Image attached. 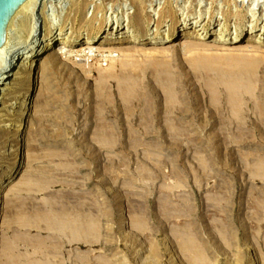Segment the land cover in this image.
Wrapping results in <instances>:
<instances>
[{"label": "rangeland", "instance_id": "rangeland-1", "mask_svg": "<svg viewBox=\"0 0 264 264\" xmlns=\"http://www.w3.org/2000/svg\"><path fill=\"white\" fill-rule=\"evenodd\" d=\"M195 19L262 26L264 0H76L51 22L93 38L112 23L179 33L114 58L84 41L42 54L1 191L0 264H264V46H185ZM206 56L240 62L206 76L193 67Z\"/></svg>", "mask_w": 264, "mask_h": 264}, {"label": "bare ground", "instance_id": "bare-ground-1", "mask_svg": "<svg viewBox=\"0 0 264 264\" xmlns=\"http://www.w3.org/2000/svg\"><path fill=\"white\" fill-rule=\"evenodd\" d=\"M74 1L76 0H25L16 10L7 25L6 39L4 44L0 47V93L1 91L4 93V95H2V102H0V134L4 132L6 134L4 136L5 141H12L14 144H12V148L8 149V152H6L5 156L0 160V198L3 195L1 191L5 186L6 179L11 176L16 162L22 156L25 140L27 139V118L30 110H32L31 108L35 98L33 97L35 70L42 63L41 53L44 50L49 49L53 45L52 48L63 52L67 47H72L76 45L77 42L84 41L80 49L87 50L88 53L107 51L109 55L114 58L113 54L119 50L138 52L143 43L155 42L158 44L157 41L162 42L173 39L177 32L179 33V29L175 24L162 30L157 27H149L147 29L127 27V29L124 30L125 27H121L119 24L114 27L112 23L110 28H106L100 34L98 32V36L93 38L88 34L76 33L72 29H58L55 25H52L51 22L60 18L67 12ZM48 8H53L56 12L48 23V26L43 28L42 19L48 16ZM210 26L209 22H202L198 19L195 21V25L183 28L182 33L186 35L187 38H184L182 44L190 46L191 48L196 45L198 48L214 49V45L206 44L204 41L212 37V39L222 43V45L229 42L236 43L233 42L234 39H237V41L244 39L249 42L245 47L241 44L236 45V50H243V48L245 49L246 47L254 48V46H249V44L258 45V48L254 49H263L264 25L261 26L254 23V20H252L251 24H249L246 29L243 27H235L233 30L227 31V29L219 25L218 29L214 27V29H217L215 32L210 31ZM213 33L218 34V36L213 38ZM157 38H159V40H156ZM109 40L111 42L112 40L118 41L120 44H113L108 42ZM104 43L107 44L105 45ZM197 59L198 60L193 62V67L195 66L196 69L198 66L202 71H205V73L203 72L204 75L207 73L208 75L210 74V76L213 75V71L218 70L222 65H231L232 63L240 62L238 56H206ZM112 67L113 70L114 66ZM231 69L232 68L226 69L227 71L224 69V74H230L229 76L233 81L237 79V77H234L237 73L235 72L234 74ZM221 73L222 71H218L217 75ZM231 74L234 75L231 76ZM241 77L243 78V76ZM225 78H228L227 75ZM232 81L230 84L234 82ZM225 82H227V80Z\"/></svg>", "mask_w": 264, "mask_h": 264}, {"label": "water", "instance_id": "water-1", "mask_svg": "<svg viewBox=\"0 0 264 264\" xmlns=\"http://www.w3.org/2000/svg\"><path fill=\"white\" fill-rule=\"evenodd\" d=\"M24 1L25 0H0V47L5 42L6 29L11 17ZM46 50H44L41 55Z\"/></svg>", "mask_w": 264, "mask_h": 264}]
</instances>
